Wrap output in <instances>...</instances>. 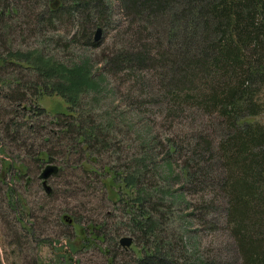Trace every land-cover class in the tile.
<instances>
[{"label":"rangeland","instance_id":"374dc122","mask_svg":"<svg viewBox=\"0 0 264 264\" xmlns=\"http://www.w3.org/2000/svg\"><path fill=\"white\" fill-rule=\"evenodd\" d=\"M70 4L0 0L6 8L0 12L1 56L36 50L65 66L84 62L99 85L79 94L72 115L58 113L70 103L48 88L58 77L48 78L9 57L0 63V148L23 166L20 175L11 168L0 176V264H135L136 248L144 245L151 251L158 246L157 256L176 264H242L238 233L246 231L254 244L264 243L262 218L256 217L262 203L246 209L241 226L230 220V195L224 190L245 172L231 167L221 142L244 130L238 119L247 114L251 125L264 129V78L252 80L242 113L230 126L232 113L207 107L198 97L197 68L192 84L180 86L175 96L160 56L164 37L154 26L141 28L143 22L133 11H121L118 0H100L91 16L73 11ZM83 9L91 11L90 3ZM96 26L100 30L93 40ZM121 51H140L144 59L123 67L113 58ZM33 105L48 112L39 113ZM70 116L78 123L63 130L61 121ZM86 125L96 128L97 136L84 145L74 136L78 126ZM44 145L59 169L42 186L36 176L47 161L39 167L26 150ZM196 145L199 154L193 151ZM185 167L193 172L190 179L184 178ZM9 172L15 174L12 185L24 208L7 203ZM130 173L135 179L126 194L117 183ZM241 189L237 186L235 193ZM140 210L149 213L152 226ZM236 210L244 213L240 206ZM60 212L91 223L97 237L78 238ZM21 219L27 226L30 221V229ZM122 235L131 237L128 245L118 243ZM68 241L77 245L74 250L64 244Z\"/></svg>","mask_w":264,"mask_h":264},{"label":"trees","instance_id":"16d2710c","mask_svg":"<svg viewBox=\"0 0 264 264\" xmlns=\"http://www.w3.org/2000/svg\"><path fill=\"white\" fill-rule=\"evenodd\" d=\"M70 2L73 11L81 10L80 12L85 16L95 13L100 4V0H70ZM88 2L91 11H84V5ZM118 4L121 11L130 13L133 11L132 14L141 20L138 21L143 22L141 28L154 26V32H160L164 37V44L159 46L162 49L160 56L164 58L165 69L170 72L166 80L168 86L174 88L175 96L177 97L176 91L180 86L192 84L195 80L194 69L197 68V82L198 80L202 82L196 88L198 97L203 99L207 107H217L222 113L223 111L232 113L227 118L230 120L228 124L234 125L236 123L234 116L242 113V100L250 89L252 80L264 78V0H118ZM5 10L4 5H0V12ZM49 10L54 11V7ZM6 57L13 58L12 60L17 61L19 65L32 68L44 76H49L48 78L58 77L57 81L50 82L48 88L70 102L68 109L60 110L58 113L66 111L67 114L72 115L79 94L89 88L99 87V85L95 86L96 80L89 73L87 74L88 67L84 62L65 66L42 57L36 50L8 51L5 56L0 55V63L4 62ZM113 58L122 62L123 67H129L133 65V60L142 61L144 55L140 51H121ZM114 65L117 66V62ZM184 73L189 77H183ZM208 78H211L210 82ZM219 78L222 80L221 83ZM35 105L31 108H35L37 112H48L43 106ZM250 116L252 115L247 114L238 119V122H242L241 129L244 130L235 132L232 136L228 134L221 142L223 150L221 152L227 155V162L231 167L245 172V176L242 173L241 179L235 177L234 180H229L224 191L230 195L228 217L230 220H235L233 221L235 225L241 226L246 209L247 211L257 209V201H260L262 208H259L260 213L256 217L262 218L259 225L264 226V129H258L256 124L251 125L253 119H250ZM70 117L69 120L61 121L63 130H67L68 126L71 127L73 122L74 125L78 123L72 119L73 116ZM26 127L30 129L31 124ZM76 130L77 135L74 139L80 140L84 145H87L89 140L94 141L97 136L96 128L90 125L78 126ZM192 148L195 152L197 150V154L200 153L197 145ZM49 149L50 147L45 145L34 150L27 148L26 154L40 167L43 162L53 160ZM0 153L2 155L0 176L11 168H15L18 175L23 173V166L21 164L17 166L2 147ZM58 169L57 164L55 172ZM183 173L185 179H190L193 174L186 167ZM14 175V172H9L4 195L9 206L16 207V203L19 202L20 207L24 208L22 197L12 185ZM36 178L40 183L41 178L38 177V173ZM134 179V174L130 173L121 177L117 185L125 188L123 192L128 194ZM41 185L43 186L42 182ZM237 186H240L242 191L235 193ZM50 191L51 188L46 193ZM238 206L244 213L236 210ZM140 215L143 219L149 220L150 226L154 224L146 210H140ZM59 218L63 222H71L75 235L81 240L89 242L97 237L93 229L95 227L91 223L73 221V218L65 212H60ZM139 221L136 220V223H143ZM20 222L30 229V221L28 226L24 224L23 219ZM238 234L239 243L237 239L236 242L239 245V256L244 258L242 264H264V243L257 241V244H254L252 235L246 231ZM56 242L58 243L59 240ZM64 244L70 251L77 246L72 241ZM60 247L62 245L56 246L58 249ZM152 249L155 250L151 251L145 245L136 248L138 254L135 264H176L163 255V258L158 257V246L155 245ZM67 257L70 258L69 254ZM164 257L168 260L166 263ZM67 264H75V262L68 261Z\"/></svg>","mask_w":264,"mask_h":264},{"label":"water","instance_id":"95a60500","mask_svg":"<svg viewBox=\"0 0 264 264\" xmlns=\"http://www.w3.org/2000/svg\"><path fill=\"white\" fill-rule=\"evenodd\" d=\"M99 30H100V27L99 26H96L95 28V32L92 36L93 39H97L98 38V33H99ZM56 170V166L55 164H52V163H46L40 170L39 172V177L41 178V182L44 183L45 180H46V177L53 173L54 171ZM47 188V186H46ZM131 242V237L128 236V235H122L119 237L118 239V243L121 244V245H128L129 243Z\"/></svg>","mask_w":264,"mask_h":264},{"label":"bare ground","instance_id":"6f19581e","mask_svg":"<svg viewBox=\"0 0 264 264\" xmlns=\"http://www.w3.org/2000/svg\"><path fill=\"white\" fill-rule=\"evenodd\" d=\"M43 185H45V182L43 183Z\"/></svg>","mask_w":264,"mask_h":264}]
</instances>
